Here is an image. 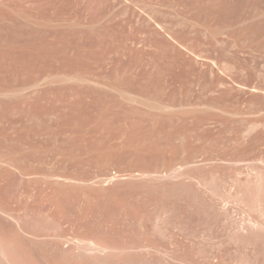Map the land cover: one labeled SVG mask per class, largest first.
<instances>
[{
	"label": "rangeland",
	"instance_id": "rangeland-1",
	"mask_svg": "<svg viewBox=\"0 0 264 264\" xmlns=\"http://www.w3.org/2000/svg\"><path fill=\"white\" fill-rule=\"evenodd\" d=\"M263 77L264 0H0V202L49 190L109 239L227 244L210 193L264 176Z\"/></svg>",
	"mask_w": 264,
	"mask_h": 264
},
{
	"label": "bare ground",
	"instance_id": "bare-ground-1",
	"mask_svg": "<svg viewBox=\"0 0 264 264\" xmlns=\"http://www.w3.org/2000/svg\"><path fill=\"white\" fill-rule=\"evenodd\" d=\"M14 160L12 161L11 159L12 162H14ZM41 170L42 169H40V171ZM10 172L11 171H9V173ZM11 173L13 174V172ZM20 173L22 176H27L31 173V175H35L33 172L25 173L22 170ZM51 173L43 175L47 179V184L48 182L60 183L62 176L58 173H56L57 175ZM12 174L9 177H11ZM40 174H38V176ZM63 174L66 173L64 172ZM64 179L66 183L70 182V177L67 176L64 177ZM23 180L25 181V179ZM63 181L64 180H62V182ZM248 181L252 184V188L250 189H243L240 184L241 182H239L240 188L236 193L222 194L216 191L210 193L211 199L208 204L209 208L217 217L223 219L224 222L229 225L227 234L229 243L227 242V244H224L222 242V244L219 242L218 244L209 237V240L214 243L209 242L207 247L206 242H204L205 240L195 238L193 232L188 229L183 240H176L177 242L171 241L173 245H170L168 242L170 246H173V249L177 248V250H181V252L172 250L167 242L165 243L164 241L161 242L155 239L145 238L144 240H134L128 238L119 239V237L109 239L101 235L99 230L95 232L90 229L92 231L90 232V230H87L88 227L84 225L85 221L89 218L86 217L87 220H85V215L82 213L85 212L84 209L88 206L79 209V211L82 212H76L77 208L74 210L76 205L72 207V200L70 202L65 200V197L62 198V196H60L61 199L58 197L59 195L55 193L56 191L54 193L57 196L54 195V197L51 191L49 192L48 190V192H46L49 194L51 193L52 197H50V195L48 196L50 199L46 196L48 194L40 192L42 196H44L43 193L45 194L44 197L46 199H43L42 196L39 199L40 194L37 197V190H27L28 192H23L19 198L13 199L12 201L7 199L9 200L7 204L2 203V201L0 202V264H264V176L261 175L254 179H249ZM50 189L52 188L50 187ZM71 189L73 190V187ZM41 190L44 191L43 188ZM80 191L81 190L78 192L80 193ZM246 201L250 204L248 215L246 217L238 216L235 211L241 207L235 205V203L233 204V202L242 203ZM84 204L87 203L85 202ZM27 207H31L30 209L33 208L31 213L29 211L30 209L28 210ZM89 208H87L86 211H88ZM25 211H27L26 213H30L28 221L24 218L25 216L22 215ZM88 212H85V214ZM91 217L93 218V216ZM71 221L78 223L82 222L84 227H87H85L87 231H80L81 229H78V231L73 232L77 224L73 222L75 223L73 226ZM68 222L72 225L69 226L70 228L73 227L72 230L65 226ZM86 224L88 225V222ZM79 226H77V228ZM84 227H81L82 230L85 229ZM221 245L223 248H220ZM174 246L176 248H174Z\"/></svg>",
	"mask_w": 264,
	"mask_h": 264
}]
</instances>
